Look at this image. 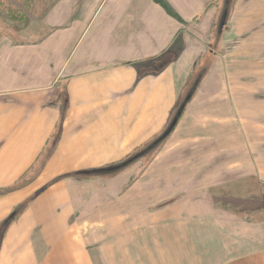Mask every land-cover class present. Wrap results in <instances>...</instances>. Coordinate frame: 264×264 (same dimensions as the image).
Instances as JSON below:
<instances>
[{
	"label": "crops",
	"instance_id": "obj_1",
	"mask_svg": "<svg viewBox=\"0 0 264 264\" xmlns=\"http://www.w3.org/2000/svg\"><path fill=\"white\" fill-rule=\"evenodd\" d=\"M8 1L25 18L0 16V224L6 225L0 231V264H105L107 257L96 261L94 253L110 251L119 262L128 258L129 245L133 253L164 264H264V211L255 220L220 206L221 200L256 190L264 199V107L253 109V98L264 88L255 86L254 92L252 85L236 84L229 72L221 71V61L206 78L224 72L226 84L203 81L183 114L187 135L197 146L192 162L200 166L193 172L205 174L195 184L198 189L186 191L159 213L149 207L145 214L135 210L102 218L110 224L100 225L95 242L91 230L68 226L69 208L60 206L63 176L98 169L92 152H137L164 131L174 108L167 114L159 109L172 108L176 98L166 82L172 76L157 82L156 60L203 55L211 23L223 12L219 0H103L86 28L75 34L65 59L58 52L66 36H73L62 27L65 13L55 8V16L44 19L60 31L41 41L45 23L34 22V0H24L26 7ZM258 4L261 19L250 20L248 14L258 10L248 7ZM165 5L176 14L170 15ZM242 15L248 23L238 29L231 24L230 35L236 36H227L229 42L264 44V0H242L232 20ZM49 46L52 53H46ZM34 163L38 168L28 176ZM190 166L181 169L189 173ZM143 182L133 189L146 183L157 187L154 181ZM188 184V176L181 179L183 189ZM52 191L57 211L50 209L39 225L44 222L42 198ZM218 194L222 197L215 201ZM21 208L27 228L12 223ZM57 212L66 221L63 228L49 224ZM142 217H148L147 224L140 223ZM81 233L84 240L78 239ZM91 243L99 251L93 253Z\"/></svg>",
	"mask_w": 264,
	"mask_h": 264
},
{
	"label": "rangeland",
	"instance_id": "obj_2",
	"mask_svg": "<svg viewBox=\"0 0 264 264\" xmlns=\"http://www.w3.org/2000/svg\"><path fill=\"white\" fill-rule=\"evenodd\" d=\"M102 1L103 0H34V13L32 14L34 22L45 23L44 29L42 30L40 28L39 32H42L41 37L44 38H39L38 40L47 41V39H45L46 37L60 31L58 24L45 22L44 19L47 17H54L55 8L64 12V17H61L62 27L65 32L73 33L72 37L66 36V43L63 44L58 52L61 56L63 55L62 58L65 59L73 47L71 46V41L74 40L75 34L81 33L86 28ZM218 3L221 5V8H223V12L220 17L216 19L215 24L211 23L212 28L208 35V40L203 46V55H197L196 60L190 59V53L185 61L178 57L173 58L170 55L161 56L156 60L157 65L155 67V74L157 76V82H159V79H162L161 77L163 75L172 76V79L170 80L167 78L166 82H171L173 85V96L176 98L172 108L159 109L161 113L167 114L174 108L172 110L174 114L172 118L169 119L164 131L156 140H152L145 148H139L137 152H92L98 169L77 176L66 175L60 180V198H62L60 206H66V209L69 208L67 211L69 217L68 221H62L59 212H57L53 214V221L49 222V224L53 223L58 227L60 224L61 228H63V223L66 222L71 229L77 228L84 231L87 230V232L91 230L92 242H95L99 239L97 236L98 233L95 232L97 229L101 228L100 225L108 227L110 224L108 220L102 221V218L110 217L117 212H133L135 210H141V214H145L148 212L149 207L153 208L151 209L153 214L159 213L168 205L176 204L181 199L179 196H182L186 191L190 193L198 189L195 184L202 180L205 174L193 172V170H196L194 167L200 165L192 162L193 158L196 159L193 153L196 154L194 150H196L197 146L195 145V141L187 135L188 124L183 118L185 106L191 103L194 95L198 93L203 81H205V84H226L224 72L222 76L216 74L214 77L206 78L208 71L212 67L215 68L217 63L220 64V61L221 71L229 72L230 77L232 75V81L235 80L236 84L252 85L250 87L253 88L250 89H253L254 92L257 91L255 89L256 87L264 88V44L243 43V40H233L229 42V37L233 38L236 36V33L232 36L230 35L233 31L231 24H233L234 28L238 29L239 26L243 25L241 23L244 21L248 23V16L250 20L260 21L261 18L258 14L260 5L248 7V10L250 8L254 11L258 10L252 16L249 14L248 16L242 15L237 20L234 17L233 21L232 17L234 16V10L237 5H241L242 0H219ZM167 6L168 5H165L166 11L174 16L176 12L172 9L170 10ZM225 14L226 23L224 29H221ZM204 17L205 15L200 18V21ZM209 22L211 21L209 20ZM99 23L100 22L96 24ZM237 31L239 30L234 32ZM242 31H245V29H242ZM226 37L227 39L225 41L224 38ZM52 52L53 46H49L46 53ZM173 53L178 55L180 49L175 47ZM169 56L172 58H169ZM153 67L154 66H152V68ZM253 99L256 102L254 103L253 109H263L264 92L262 95L258 96V98L254 97ZM176 118H178V123L175 129L166 139L156 145L157 140L168 132ZM237 149L240 151L239 147ZM100 155L103 156L100 157ZM187 163H192L189 173L185 169H181L182 165H186ZM35 165L36 163L30 166L28 176H32V174L35 173L38 168L35 167ZM186 176H188L189 184L183 189L180 185V181ZM170 178L171 182H169ZM148 180L156 182L157 187L149 188L150 183H146L137 189H133L134 183L137 181L143 184V181ZM54 192L52 191L47 194L45 198H42L43 202L41 207L43 212L41 215L44 216V222L39 220V225L42 223L45 224L46 218L50 215V209H56L57 211L56 205H54V201L57 200L56 191ZM218 195L215 201H220V197L222 196L220 194ZM263 200L261 191L256 190L247 196L241 195L240 197V195H237L235 199L229 201L221 200L220 206L228 212L238 213L239 216L261 220V215H263L261 212L264 211V203L263 206L261 204ZM235 201H237V205H233ZM70 204L74 205L73 210H71L72 207H70ZM217 206L219 207V205ZM29 207H31V204L26 206V209ZM22 211V208L21 210L15 211V214H20L18 219L12 222L15 224V228H19V225H24L23 227L27 228L26 222L23 220L22 216L24 211ZM58 215L59 221L57 220ZM142 219L143 220L140 221L142 225L148 223V217H142ZM32 223L35 224V222ZM5 227L6 225L4 223L0 224V231H3ZM28 228H31V226ZM81 234L82 237L79 236L78 239L84 240V233ZM130 234H132L131 231ZM0 239H3V237H0ZM91 244L93 253L99 251L96 244ZM80 245H85V243L82 242ZM109 249H112V246H110ZM127 250L129 255L126 254V258H128L124 261L118 262V256L112 251L108 252L107 255L101 256H99V252H96L94 253V260L97 261L102 257L104 262L107 260L105 264H164L163 261H160V263L157 260L148 259V254L145 253L134 252L136 256H133V247L131 245L126 248V253ZM104 257L107 258L104 260ZM96 263L100 264L99 261Z\"/></svg>",
	"mask_w": 264,
	"mask_h": 264
},
{
	"label": "trees",
	"instance_id": "obj_3",
	"mask_svg": "<svg viewBox=\"0 0 264 264\" xmlns=\"http://www.w3.org/2000/svg\"><path fill=\"white\" fill-rule=\"evenodd\" d=\"M17 2H21L23 7H26L24 0H16ZM22 10L12 5L8 0H0V14L3 18L11 20V21H23ZM175 129V128H174Z\"/></svg>",
	"mask_w": 264,
	"mask_h": 264
},
{
	"label": "water",
	"instance_id": "obj_4",
	"mask_svg": "<svg viewBox=\"0 0 264 264\" xmlns=\"http://www.w3.org/2000/svg\"><path fill=\"white\" fill-rule=\"evenodd\" d=\"M225 23H226V14L224 15L223 17V20H222V28L221 29H224V26H225ZM178 123V118H176L172 125H171V128L168 130V132L165 133V135L163 137H161L160 139L157 140L156 142V145L160 144L164 139H166L170 133H172V131L174 130V128L176 127V124ZM112 170V169H111Z\"/></svg>",
	"mask_w": 264,
	"mask_h": 264
}]
</instances>
